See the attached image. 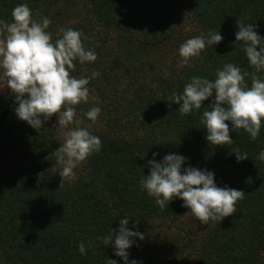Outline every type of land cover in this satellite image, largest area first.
<instances>
[{
  "label": "trees",
  "instance_id": "16d2710c",
  "mask_svg": "<svg viewBox=\"0 0 264 264\" xmlns=\"http://www.w3.org/2000/svg\"><path fill=\"white\" fill-rule=\"evenodd\" d=\"M79 2L107 33L115 35L118 49L111 57L103 48L107 36L96 45L82 33L85 47L94 49L98 58L92 63L76 61L71 75L79 78L98 71L100 76L87 87L96 84L109 110L117 91L115 85L109 89L108 82L120 72L131 79V87L126 88L130 98L122 97L123 118L111 115L105 129L89 131L102 141L101 150L74 169L73 178L61 180L53 153L62 141L44 125L36 130L19 120L15 98L8 95L0 109V264H107V259L125 264L111 244L104 246L98 239L118 229L125 217L128 229L144 234L143 240L134 238L127 250L129 261L264 264V162L257 159L264 149V124L256 140L240 129L230 131L231 145L214 146L200 123L214 96L187 115L180 114L179 104L168 101L173 92L182 93L192 77L214 80L216 71L227 63L254 71L243 43L235 41L236 21L252 24L264 38V0H0V20L12 22V10L27 4L34 20H51L47 29L51 33L63 25L70 4ZM181 15L196 24L200 36L207 38L218 30L223 40L206 46L187 63H164L167 59L159 58L174 44V20ZM137 64L142 67L135 68ZM258 75L264 78V73ZM245 82L251 86L250 77ZM76 109L79 114L88 111L82 103ZM233 148L246 152L248 159L238 162ZM153 153L158 154L157 162L168 154L181 155L186 158L182 168L206 169L214 174L218 187L242 190L245 196L237 202V211L220 222L201 224L199 230L186 226L184 237L179 232L173 239L164 237L166 230H180L177 225H182L188 208L174 198L161 210L141 190L139 182L149 175ZM82 241L85 255L78 251ZM175 243L174 251L187 252L184 261L172 256Z\"/></svg>",
  "mask_w": 264,
  "mask_h": 264
},
{
  "label": "clouds",
  "instance_id": "9594fccd",
  "mask_svg": "<svg viewBox=\"0 0 264 264\" xmlns=\"http://www.w3.org/2000/svg\"><path fill=\"white\" fill-rule=\"evenodd\" d=\"M11 17L10 23L0 20V77L15 98V114L19 120L37 130L56 115L58 127L68 129L53 154L61 180L71 179L75 175L74 169L102 147L98 136L79 126L82 121L76 109L77 105L88 102L87 85L100 73L93 71L91 75L79 78L71 75L76 61L92 63L97 60V54L94 49L85 47L79 30L60 28L58 38L53 41L52 33L47 31L51 20L48 17L34 20L27 4L16 6ZM236 26L235 41L243 43L249 67L254 71H243L241 67L227 63L216 71L214 80L192 77L182 93L173 92L168 97V101L180 105L181 115H187L200 110L202 102L214 96L200 119L206 129V140L214 146L231 145L230 131L240 129L256 140L264 124V78L258 75L264 73V38L257 34L252 24L237 20ZM222 40L218 30L210 32L207 38H189L180 45L179 56L187 63L193 57H199L206 46L217 45ZM246 77L251 79L250 87L245 82ZM100 113L101 109L93 106L82 114L95 123ZM69 125L75 127L69 129ZM231 152L238 162L248 159L247 153H241L238 148ZM157 155L153 153V159L148 161L149 175L143 176L139 183L141 190L154 198L161 210L174 198H179L183 201L182 207L188 208V213L203 225L209 221L220 222L237 211V202L245 196L242 190L218 187L214 174L206 169L182 168L186 158L181 155L168 154L159 162L155 160ZM257 159L264 162V149ZM128 222L127 217L121 219L118 229H110L106 236L98 239L104 246L111 244L114 255L125 264H138L136 260L129 261L127 250L133 245L134 238L143 240L144 234L128 229ZM86 250L82 241L78 251L85 255ZM107 264H117V261L107 259Z\"/></svg>",
  "mask_w": 264,
  "mask_h": 264
},
{
  "label": "rangeland",
  "instance_id": "374dc122",
  "mask_svg": "<svg viewBox=\"0 0 264 264\" xmlns=\"http://www.w3.org/2000/svg\"><path fill=\"white\" fill-rule=\"evenodd\" d=\"M87 13L88 11L83 7V3L79 2V3L70 4L69 11H67V13L63 17V22H64L63 25L58 27L57 31L52 30L51 32L53 36V41L54 38H56L55 37L57 34L56 32H58L60 28L73 27L75 28V30H79L80 32L88 35L91 38V40L95 42L96 45L102 43L104 37L107 36L106 38L107 41H105L106 43L103 44L105 45L103 48L107 49L110 54L112 52L113 54H115L118 49V46L115 44V41H113L115 35L111 33H107L105 28L102 26V23L97 21L93 15ZM174 24H175L174 25L175 32L172 38L174 44L167 46L168 49L166 53L162 56V58L159 59H162L163 61L167 59L164 63H168V61L171 60L173 64L177 62L178 64H181L184 61L179 56L178 49L180 45L189 38L200 36V33L198 32L196 24L190 18H187L185 15H181L180 17H177L174 20ZM54 29H56L55 26ZM112 56L113 55L111 54V57ZM162 60L159 63V65L164 67V63H162ZM140 67H142V65L140 64H137L135 66V68H140ZM131 83H132L131 79H129L128 76L125 74L121 75L120 72L116 74L113 80H109L108 85L110 86L108 88L110 89L115 85L113 91L114 90L117 91L116 93L117 96L114 97L112 100L114 102V105L109 106V110H106L104 106L105 104H107L108 101L105 104L104 103L102 104V100L96 92V84L95 83L91 84L88 87L89 100L87 103H82L83 107L89 110L91 107L96 106L101 109V113L98 116L95 123H92L88 119L83 118L82 114L77 113L78 118L82 121V123L79 126L87 128L88 131L100 130L106 128V124H105L106 119H108L111 115L113 116L116 114L119 117L123 118L124 117L123 115L125 114L126 105L123 104L124 100L122 99V97L123 95H126L128 98H130L127 95L129 91L126 94V88L129 87V85L131 87ZM9 94H10V90L7 89V87H5L3 78L0 77V109L4 106L5 101H7V97ZM97 100L99 101V103H97ZM114 106L116 108H113ZM43 125L46 129H48V131L52 133L54 137H57L61 141H63V133L68 129L58 127V120L56 115H53L48 121L44 122ZM73 127H75V125H69V129ZM84 162H82L76 169H80L84 164ZM189 211L190 210L188 209L187 213L184 215L183 220L181 222L182 225L181 224L177 225L180 228L179 231H177L175 228L174 229L172 228L170 230H166L167 232H165L163 236L164 237L167 236L170 239H173L174 234L179 232L180 233L179 235L181 237H184L186 234L185 231L186 226L187 227L194 226V227H198V230L201 229L200 228L201 224L190 213H188ZM175 245L176 243L173 246L172 256L174 257L175 261H179V262L184 261L185 257H187V252L185 251L184 253L181 254L178 253L177 251H174Z\"/></svg>",
  "mask_w": 264,
  "mask_h": 264
}]
</instances>
